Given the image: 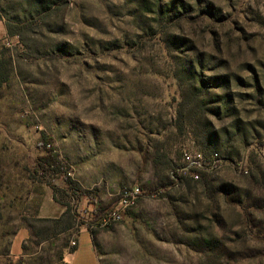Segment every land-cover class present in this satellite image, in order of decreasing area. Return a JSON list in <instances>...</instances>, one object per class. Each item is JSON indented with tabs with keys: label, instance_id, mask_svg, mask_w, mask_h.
<instances>
[{
	"label": "rangeland",
	"instance_id": "1",
	"mask_svg": "<svg viewBox=\"0 0 264 264\" xmlns=\"http://www.w3.org/2000/svg\"><path fill=\"white\" fill-rule=\"evenodd\" d=\"M0 14V264H264V0Z\"/></svg>",
	"mask_w": 264,
	"mask_h": 264
},
{
	"label": "built area",
	"instance_id": "2",
	"mask_svg": "<svg viewBox=\"0 0 264 264\" xmlns=\"http://www.w3.org/2000/svg\"><path fill=\"white\" fill-rule=\"evenodd\" d=\"M208 158L209 157H207V155L204 154L202 151L185 150L183 151V160L185 165L180 168L177 172H180V170H182L184 173L190 174L191 177L197 180L200 178L201 170L206 167L213 168L219 160L218 153H213L210 159ZM140 195L141 190L139 187H136L133 190H126L122 194L121 203L126 207L131 206L135 204ZM112 215L114 218L121 217L120 213L118 212H114Z\"/></svg>",
	"mask_w": 264,
	"mask_h": 264
},
{
	"label": "trees",
	"instance_id": "3",
	"mask_svg": "<svg viewBox=\"0 0 264 264\" xmlns=\"http://www.w3.org/2000/svg\"><path fill=\"white\" fill-rule=\"evenodd\" d=\"M162 12L164 13V9L162 10ZM3 18H6L4 15H2V14H0V20H3ZM6 29H7V32L9 33V34H17V31L13 28V27H11V25L6 21ZM7 77H8V71L7 70H5L4 72H1L0 71V83L1 82H4L6 79H7ZM204 154H206L207 155V153H208V151H202ZM56 162L57 161H55V160H51V164H56ZM190 179L191 180H195V181H197L196 179H194L193 177H190ZM74 190H75V188H74ZM77 191V190H76ZM78 192V191H77ZM79 195H81V193H79ZM65 217H67L68 219L66 220V222H65V226H64V229H69V228H71V226H72V224H74V220H73V218H72V216H71V210L69 209V208H67L65 211H64V213L62 214V218H64L65 219ZM45 222H47V221H50V220H47V219H45L44 220ZM58 222H60V221H58ZM57 222V223H58ZM75 248V251H76V249H77V247H74Z\"/></svg>",
	"mask_w": 264,
	"mask_h": 264
},
{
	"label": "crops",
	"instance_id": "4",
	"mask_svg": "<svg viewBox=\"0 0 264 264\" xmlns=\"http://www.w3.org/2000/svg\"><path fill=\"white\" fill-rule=\"evenodd\" d=\"M76 251H77V249H76ZM76 251H75V252H76Z\"/></svg>",
	"mask_w": 264,
	"mask_h": 264
}]
</instances>
